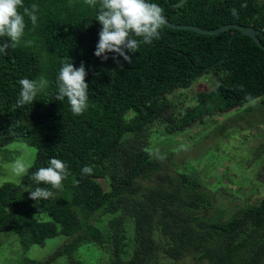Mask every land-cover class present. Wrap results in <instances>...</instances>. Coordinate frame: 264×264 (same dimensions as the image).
Wrapping results in <instances>:
<instances>
[{"label": "trees", "instance_id": "1", "mask_svg": "<svg viewBox=\"0 0 264 264\" xmlns=\"http://www.w3.org/2000/svg\"><path fill=\"white\" fill-rule=\"evenodd\" d=\"M178 1L149 0L172 23L207 30L251 26L264 45L263 0H186L175 6ZM33 3L39 6L36 26L25 16L21 43L0 54V149L14 141L36 149L28 172L0 185V235L14 234L24 247L57 235L67 240L45 260L20 264H85L74 256L82 244L106 252L108 264H169L185 257L196 264H264V196L238 216L212 222V194L187 173L164 170L149 149L159 124L166 133L183 131L206 115L263 96L264 50L238 29L203 35L164 25L159 40L130 54V64L118 57L121 69L113 53L106 61L94 55L102 27L99 0L96 7L85 0H23L25 7ZM68 56L74 67L83 61L87 72L89 106L81 115L71 112L66 98L55 100L60 61ZM207 73L216 78L211 90L197 93L196 103L182 112H170L169 95ZM41 77L48 84L36 100L13 110L19 80ZM50 158L61 159L71 174L62 190H53L54 198L36 202L23 189L51 187L30 179ZM85 165L91 174H82Z\"/></svg>", "mask_w": 264, "mask_h": 264}, {"label": "rangeland", "instance_id": "2", "mask_svg": "<svg viewBox=\"0 0 264 264\" xmlns=\"http://www.w3.org/2000/svg\"><path fill=\"white\" fill-rule=\"evenodd\" d=\"M41 67L44 74V60ZM215 84L216 78L207 73L189 88L170 94V112L177 114L195 104L197 93L207 92ZM163 128L164 125L159 124L154 129L149 148L152 157H164V170L168 167L185 172L212 194L214 205L208 217L210 221H228L264 196V95L232 110L206 115L183 131L166 133ZM35 155V147L23 141L2 147L0 185L18 182L20 176L14 171L15 161L31 165ZM99 182L106 188L103 181ZM40 216L43 220L49 219L46 214ZM0 238V264H20L25 258L43 261L67 240L64 235H57L46 239L42 245L24 247L14 234H1ZM74 256L85 264H108L109 261L107 253L92 244H82ZM167 261L169 264H196L191 257Z\"/></svg>", "mask_w": 264, "mask_h": 264}, {"label": "clouds", "instance_id": "3", "mask_svg": "<svg viewBox=\"0 0 264 264\" xmlns=\"http://www.w3.org/2000/svg\"><path fill=\"white\" fill-rule=\"evenodd\" d=\"M89 7H96L97 0H85ZM246 7V4L241 5ZM38 5L33 3L25 7L23 0H0V37H6L0 42V54L7 55V50L17 47L25 30V16H27L33 27L37 23ZM23 8V13L18 11ZM233 16H238L236 8L230 9ZM96 20L102 25L98 36L94 55L101 60L109 59L108 54L113 53L112 59L117 67L123 69L118 57L128 64L132 61L141 43L152 44L154 40L161 38L163 26L166 24V17L163 9L156 3L149 0H99ZM141 38V39H137ZM30 45L32 41H25ZM61 67L56 77L57 92L55 100L64 101L67 99L71 112L74 115L83 114L88 108V84L85 81L87 72L85 64L80 62L79 67H74L71 58L68 56L60 61ZM98 75V73H95ZM20 92L18 99L12 106L13 110L32 104L38 93L48 84V81L41 77L38 80L22 78L19 80ZM219 87V85H217ZM186 150L185 146H182ZM163 160L164 157H159ZM31 165L17 160L14 163V171L18 176L28 172ZM91 166L85 165L82 174H91ZM71 173L68 166L58 158H50L47 167H40L31 174L30 179L37 185L44 183L46 187H24L23 191L29 193V198L39 202L55 197V191L62 190V181Z\"/></svg>", "mask_w": 264, "mask_h": 264}, {"label": "water", "instance_id": "4", "mask_svg": "<svg viewBox=\"0 0 264 264\" xmlns=\"http://www.w3.org/2000/svg\"><path fill=\"white\" fill-rule=\"evenodd\" d=\"M186 0H179L178 2L174 3L175 6H180L182 5ZM166 26L170 28H175V29H183V30H191L195 31L197 33L203 34V35H214L221 33L223 31L229 30V29H238L241 34L249 36L260 48L264 50V45L261 43L259 39V31L251 26H243V25H238L235 23H230V24H225L222 26H219L214 29H203L201 27H198L196 25H183V24H175L172 23L168 20H166Z\"/></svg>", "mask_w": 264, "mask_h": 264}]
</instances>
